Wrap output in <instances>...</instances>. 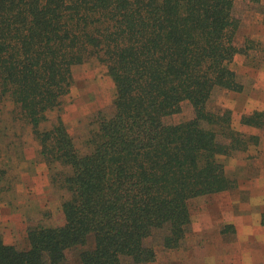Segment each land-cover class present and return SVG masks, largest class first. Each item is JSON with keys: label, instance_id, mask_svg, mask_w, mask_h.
Here are the masks:
<instances>
[{"label": "trees", "instance_id": "16d2710c", "mask_svg": "<svg viewBox=\"0 0 264 264\" xmlns=\"http://www.w3.org/2000/svg\"><path fill=\"white\" fill-rule=\"evenodd\" d=\"M235 3L0 0V112L14 104L65 191L63 223L29 226L24 248L0 239V264H68L67 250L90 237L81 264H147L182 245L189 200L234 187L224 157L259 141L230 109L208 106L215 88H244L232 64L251 47L237 42ZM91 58L114 83L113 112L95 114L80 152L62 115L42 123L61 111L72 67ZM184 102L192 116L168 122ZM239 124L264 126V112Z\"/></svg>", "mask_w": 264, "mask_h": 264}, {"label": "rangeland", "instance_id": "374dc122", "mask_svg": "<svg viewBox=\"0 0 264 264\" xmlns=\"http://www.w3.org/2000/svg\"><path fill=\"white\" fill-rule=\"evenodd\" d=\"M235 9L241 16L237 42L248 41L251 47L250 56L237 55L232 64L244 88H215L208 106L230 109L238 130L264 139V126L239 124L241 114L264 112V0H236ZM72 76L61 111L49 112L42 127L48 128L62 115L76 147L85 152L95 114L113 112L115 88L106 67L95 58L74 65ZM13 109L7 99L0 112V239L24 248L29 226L63 223L65 191L52 181L57 169L41 158L38 139L27 123L13 119ZM192 114L191 105L184 102L182 112L167 121H181ZM224 162L235 186L228 192L190 199L192 223L184 242L175 250L159 248L156 260L147 264H264V187H258L264 179L259 181L258 174L259 169L264 172V143L235 151ZM91 246L90 237L86 245L69 248L68 264H81V250Z\"/></svg>", "mask_w": 264, "mask_h": 264}, {"label": "crops", "instance_id": "0c3cea01", "mask_svg": "<svg viewBox=\"0 0 264 264\" xmlns=\"http://www.w3.org/2000/svg\"><path fill=\"white\" fill-rule=\"evenodd\" d=\"M244 126H247V125H244ZM247 127H252V126H247ZM262 143H264V139H263V137H260V138H259V144H262ZM258 174L261 175V176L259 177V181H260L261 179L264 178V176H262V175H264V172H262V171L259 169V170H258ZM258 174H257V176H258ZM261 185H263V187H264V179L261 180V181L258 183V187L260 186V188H261V187H262ZM229 190H231V189H229ZM229 190H226V191L228 192ZM224 191H225V190H224ZM221 192H222V191H221Z\"/></svg>", "mask_w": 264, "mask_h": 264}]
</instances>
